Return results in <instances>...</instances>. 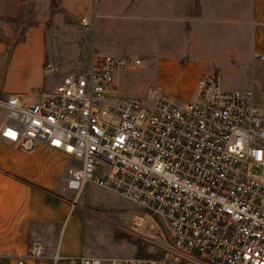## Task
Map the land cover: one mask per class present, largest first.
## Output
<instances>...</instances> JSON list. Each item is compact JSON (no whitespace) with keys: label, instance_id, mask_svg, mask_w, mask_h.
<instances>
[{"label":"built area","instance_id":"2783aa9c","mask_svg":"<svg viewBox=\"0 0 264 264\" xmlns=\"http://www.w3.org/2000/svg\"><path fill=\"white\" fill-rule=\"evenodd\" d=\"M140 65L92 55L51 91L0 99V140L24 153L44 146L63 154L62 182L76 199L92 184L136 207L119 233L139 253L70 264H264V113L252 91L224 88L215 70L198 78L187 102L156 89L120 97L116 75ZM41 255L33 240L26 256Z\"/></svg>","mask_w":264,"mask_h":264},{"label":"rangeland","instance_id":"374dc122","mask_svg":"<svg viewBox=\"0 0 264 264\" xmlns=\"http://www.w3.org/2000/svg\"><path fill=\"white\" fill-rule=\"evenodd\" d=\"M253 4L254 0H0V99L8 95L2 86L11 51L26 43L31 28L41 24L42 81L29 90L31 96L51 91L64 75L85 71L92 55H112L142 61L139 67L122 70L123 98H145L159 89L153 61L173 59L197 65L201 73L218 70L224 88L251 89L255 99L264 102V76L256 66L245 64L253 56ZM81 18L87 26L79 24ZM48 65L55 71L45 75ZM193 96L177 92L172 98L187 102ZM2 116L0 109V122ZM58 181L63 186L61 178ZM68 192L72 197L74 192ZM75 202L98 215L92 218L87 242L92 256L128 258L140 252L137 242L119 233L136 211L130 202L92 184Z\"/></svg>","mask_w":264,"mask_h":264},{"label":"crops","instance_id":"0c3cea01","mask_svg":"<svg viewBox=\"0 0 264 264\" xmlns=\"http://www.w3.org/2000/svg\"><path fill=\"white\" fill-rule=\"evenodd\" d=\"M251 20L253 56L245 64L256 66L264 76V61L254 58L256 53L264 56V0H254ZM41 30V24L32 27L26 43L11 51L2 93L30 97L29 90L40 86L44 60ZM152 65L159 77L156 82L161 89L157 90L171 97L178 92L190 98L198 78L206 73H201L197 65L173 59H158ZM121 72L116 75L119 96L125 87L121 82L119 88ZM261 86L263 100L264 79ZM254 101L264 110V102H258L255 96ZM3 117L4 111L1 122ZM67 162L63 154L44 146L24 153L0 140V264H70V258H95L87 242L93 229L92 218L98 215L90 207L74 202L75 193L71 197L64 184L60 187L58 180ZM33 240L42 244L40 257L26 256V248Z\"/></svg>","mask_w":264,"mask_h":264}]
</instances>
